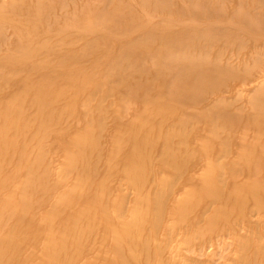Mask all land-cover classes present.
Wrapping results in <instances>:
<instances>
[{"label":"rangeland","instance_id":"374dc122","mask_svg":"<svg viewBox=\"0 0 264 264\" xmlns=\"http://www.w3.org/2000/svg\"><path fill=\"white\" fill-rule=\"evenodd\" d=\"M182 62L239 73L193 103ZM257 96L264 0H0V217L36 237L5 263L46 264L68 239L70 257L83 235L74 264H139L132 248L141 264H264L261 203L239 201L264 180L242 157L262 136ZM103 224L133 234L113 245Z\"/></svg>","mask_w":264,"mask_h":264},{"label":"bare ground","instance_id":"6f19581e","mask_svg":"<svg viewBox=\"0 0 264 264\" xmlns=\"http://www.w3.org/2000/svg\"><path fill=\"white\" fill-rule=\"evenodd\" d=\"M204 13L207 16L209 15L206 12ZM25 37L26 38L28 37V33L25 34ZM126 51L127 53H138L139 52L138 48H134V49L128 48ZM181 59L185 60L186 58L179 56L173 62H171V65L176 66V63L177 62L180 63ZM166 65H169V63H167ZM188 65L189 64H187L186 62H182V65L178 67L176 72H172V73H175L185 78L184 79L185 85L181 84L180 88L182 89L180 90L181 93H178V97H181L182 99L191 101L193 103L202 102V99L205 93H207V91L212 90L215 87H217L218 84L222 83L227 77L229 76L232 77V75L239 73L237 69L229 68V67L225 68L223 66H219L218 63H213V64L209 62L199 63L194 67H189ZM134 70L137 72L139 71L138 67H134ZM113 74L115 76H118L119 82H123L122 80H120V76H121L120 70L119 72H115ZM144 86H145L144 84L138 83V86L136 87V89H142L144 88ZM216 102L217 101L215 100V105L217 104ZM255 106L258 107L260 111H264V98L262 96H257L255 100ZM161 111H162V108H160L159 110L151 111L150 115L152 114L159 115ZM144 117H145V114H144ZM253 127L257 131L260 130L262 136L261 138H259V141L258 139L256 141H251L249 140L248 137L244 139L242 146L243 147L246 146V148L249 149L246 152L243 149L244 152L242 154V157L246 164L245 167L246 166L248 167V165L250 166L253 163L255 165L261 163V165L264 166V156L263 155L259 156V154L261 155V152L258 155L256 153L258 152V150L260 151L264 150V127H261V126H253ZM151 136L152 138H149ZM80 137H82V135ZM147 138L152 141L151 143L154 142V140H152L153 139L152 134H150V136H147ZM143 155L144 154L142 153L135 154L134 160L136 161V166L137 164L141 165L144 159H147ZM256 162L258 163L256 164ZM255 165L253 167H255ZM140 171H141V168L139 167H134V169L133 168L124 169V173L126 174H131L130 172H132V174L133 173L136 174V173H139ZM246 188H248V191L245 193L246 195H243L240 197L239 199L240 203L251 204L254 201L261 203L260 206L257 207L256 209H258V211L264 216V180L260 182V184H256V183L249 184L246 186ZM208 192L209 194H212L213 196L217 198H219L220 196V193L218 192V190L213 186L208 189ZM192 193L194 194L193 191ZM196 193H199L198 189H196L195 194ZM6 214H9V213L7 212ZM8 221H9L8 219H3V217H0V264H6L4 257H3L6 254H10L13 256L10 263H12V261L14 262L21 261L22 253H19L20 250H22L21 252H24L25 250L26 251L29 250L26 246L23 245L21 240L27 243V242H33L36 239V237L31 238L30 236H23L17 233H13L14 227ZM103 226H102L103 228L102 230H105L106 232L108 231V236H111V233H114V236L112 237L113 245L115 243H121V241L125 240L127 238L125 237L127 233H129L128 235L133 234V228H130L129 230L128 229L119 230L117 228V230L115 229L112 232L111 229L108 227V225L103 224ZM83 228H87L90 230L88 234L83 233L84 235H89L94 230V226L92 225V222H90L88 219L87 220L83 219ZM78 238L79 239H76V242L74 243L75 249H74V252L72 253V256L70 255V257H67V256L64 257V255L61 253L64 252L65 254V252L67 251L69 247L68 244L70 243L71 239H68L67 241L66 240L59 241L57 247H55L54 244L46 245L44 249L42 250V253L40 252L41 257H44L42 258L43 262H45L46 264H74V262H76V260H78V258L82 256L83 251L86 249L87 245L89 244L91 240L90 237L89 238L86 237L87 241L86 240L84 241L83 235L78 236ZM112 244L110 245V247H112ZM46 252H48L49 255H46ZM129 252H130V256H129L130 260L141 264V262H139V257H138L136 250L132 248L131 250H129ZM32 253L33 252L31 251V254ZM102 253L103 251L101 252V254H99L100 256H96L98 261H100L101 264H114L113 262H108L110 258L109 256L104 255L105 252L103 254ZM91 264H93V262H91Z\"/></svg>","mask_w":264,"mask_h":264}]
</instances>
